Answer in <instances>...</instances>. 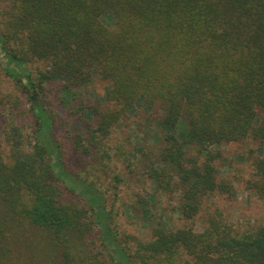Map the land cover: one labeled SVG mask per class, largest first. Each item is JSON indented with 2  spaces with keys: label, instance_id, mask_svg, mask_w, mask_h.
Returning <instances> with one entry per match:
<instances>
[{
  "label": "trees",
  "instance_id": "trees-1",
  "mask_svg": "<svg viewBox=\"0 0 264 264\" xmlns=\"http://www.w3.org/2000/svg\"><path fill=\"white\" fill-rule=\"evenodd\" d=\"M0 68L35 126L31 149L6 155L0 142V264H264V226L235 234L212 218L201 231L161 225L149 241L120 236L94 181L68 171L44 103L47 85L73 93L106 82V105L86 108L93 125L75 149L109 159L114 128L143 120L162 141L147 175L176 191L193 220L206 198L231 193L218 179L219 148L264 147V0H0ZM20 101L1 96L0 108ZM257 169L250 187L264 195V159ZM67 191L89 208L65 202ZM31 232L45 248L19 242Z\"/></svg>",
  "mask_w": 264,
  "mask_h": 264
},
{
  "label": "rangeland",
  "instance_id": "rangeland-1",
  "mask_svg": "<svg viewBox=\"0 0 264 264\" xmlns=\"http://www.w3.org/2000/svg\"><path fill=\"white\" fill-rule=\"evenodd\" d=\"M104 23L113 27L110 14L106 15ZM107 89L108 84L100 80L73 93H63L61 83L50 84L46 86L44 103L54 115L52 137L64 152L68 171L78 175L80 182L87 177L88 182L94 181L120 236L149 241L153 229L161 225L173 230L194 227L201 231L212 218L221 228H231L235 234L264 226V195L250 187V181L257 176V163L264 159V147L252 140L218 147L222 152V158L217 162L218 179L233 186L231 193L206 198L201 213L193 220L181 216L176 191L159 188L147 175L159 156L162 141L160 133L146 128L143 120L122 121L114 128L113 135L104 143L109 159L102 156L104 149H93L92 156H85L75 149L78 136H87L93 125L84 111L93 105L104 107ZM8 94L18 96L21 103L19 108L11 105L0 108V142L6 155L10 146L31 149L35 128L26 99L0 68V97ZM260 119L264 123V112ZM7 137L11 145L7 144ZM64 195L65 202L89 208L86 201L73 192L67 191ZM42 235L31 232L29 237L22 235L19 242L29 250L45 248L47 241Z\"/></svg>",
  "mask_w": 264,
  "mask_h": 264
}]
</instances>
